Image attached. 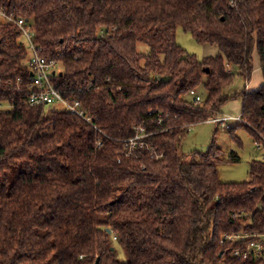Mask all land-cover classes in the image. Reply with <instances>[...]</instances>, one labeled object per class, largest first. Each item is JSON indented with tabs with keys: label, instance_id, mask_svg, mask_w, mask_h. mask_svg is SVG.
Segmentation results:
<instances>
[{
	"label": "trees",
	"instance_id": "obj_1",
	"mask_svg": "<svg viewBox=\"0 0 264 264\" xmlns=\"http://www.w3.org/2000/svg\"><path fill=\"white\" fill-rule=\"evenodd\" d=\"M0 9L24 18L40 55L60 66L54 88L91 118L25 104L26 90L10 85L27 81L29 51L0 22L9 106L0 108V264H264V251L235 257L245 242L222 241L264 232V159L250 162L247 181L224 183L213 140L188 159L180 152L189 129L232 100L243 123L230 136L242 127L264 146V0H0ZM177 28L217 55L187 53ZM255 55L263 84L226 94L236 76L249 82ZM200 85L206 96L188 100ZM158 112L168 115L160 124ZM143 123L148 147L126 157L122 141Z\"/></svg>",
	"mask_w": 264,
	"mask_h": 264
},
{
	"label": "built area",
	"instance_id": "obj_2",
	"mask_svg": "<svg viewBox=\"0 0 264 264\" xmlns=\"http://www.w3.org/2000/svg\"><path fill=\"white\" fill-rule=\"evenodd\" d=\"M0 22L11 23L14 25L20 31L22 44L29 51L28 62L31 71L27 81L24 82L21 78H18L14 84L10 85L12 89H16L17 91L26 90L27 96L25 104L28 106L44 105L49 109H65L91 124V118L86 114V110L81 101L63 97L62 94L52 85L50 79L56 72H58L56 71L58 65L55 61L46 60L40 55V48L34 43L33 32L24 18H14L0 9ZM189 94L193 97L194 103L201 101V97L195 93V90H191ZM151 114H153L152 111L149 112V115ZM154 117L157 124H160L163 119L168 117V115H163L158 112ZM208 122L216 124V127H219L221 130L228 131L233 126L231 123L241 124L243 123V120L240 115L232 116L223 114L219 117L210 119ZM133 130L134 135L122 141L123 148L126 150V157L130 156L136 147H148L144 140L152 135V133L146 132L145 123L135 125ZM160 157L161 155H155L156 159ZM222 241L245 242L244 247L236 248L232 251V255L235 257L244 259L253 257L254 259H258L263 256L264 232L260 234L239 232L224 236Z\"/></svg>",
	"mask_w": 264,
	"mask_h": 264
},
{
	"label": "rangeland",
	"instance_id": "obj_3",
	"mask_svg": "<svg viewBox=\"0 0 264 264\" xmlns=\"http://www.w3.org/2000/svg\"><path fill=\"white\" fill-rule=\"evenodd\" d=\"M175 40L187 53L195 55L201 59L211 55L212 51L216 48L209 44L198 43L188 32L183 31L181 28L176 29ZM136 49L138 52L147 55L149 48L144 44H137ZM258 61L254 59V69L252 76L247 84L246 89L251 91L257 90L263 84L261 73L255 69V64ZM60 70V66L56 67V71ZM232 72L237 71V67H231ZM246 83L236 76L233 83L225 90L226 94H232L235 91L241 90ZM195 93L203 99L206 96V91L202 85L195 89ZM188 100H193L189 94ZM8 105L1 104L2 109H8ZM224 112L240 115L241 101H229L223 108ZM46 110H49L47 107ZM223 113V111H222ZM235 126V123H231ZM232 126V127H233ZM217 132L215 133V129ZM219 147L222 151V158L225 162L221 163L218 167V176L222 182H243L249 179V166L252 160L260 161L264 159V146L257 145L252 136L244 128H238L234 132L232 138L228 131L221 130L216 127V124L211 122H203L191 127L183 139L180 147V152L186 159L190 154L195 151L206 152L211 142ZM234 153L239 158L237 162H228L229 156ZM117 258L121 261L126 260V254L117 243H114Z\"/></svg>",
	"mask_w": 264,
	"mask_h": 264
},
{
	"label": "crops",
	"instance_id": "obj_4",
	"mask_svg": "<svg viewBox=\"0 0 264 264\" xmlns=\"http://www.w3.org/2000/svg\"><path fill=\"white\" fill-rule=\"evenodd\" d=\"M215 47V46H214ZM216 48V47H215ZM212 54L211 55H209V56H215V55H217V53H218V49L216 48V50L214 49L212 52H211ZM208 57V56H207ZM254 59H255V61H258V64L256 63L255 64V67H256V65H257V67L255 68V69H257V70H259L260 71V73H261V68H260V63H259V58H258V56L257 55H255L254 56ZM253 65H254V60H253ZM226 66V70H227V72H230L231 71V66L230 65H228V64H226L225 65ZM252 76V75H251ZM261 77H262V73H261ZM262 81H263V78H262ZM248 84V83H247ZM247 84H246V86H245V88L247 87ZM247 91H251L250 89H246ZM239 91V90H238ZM222 111H223V114L224 115H232V116H237V115H235V114H232V113H226V112H224V110L222 109ZM240 112H241V110H240Z\"/></svg>",
	"mask_w": 264,
	"mask_h": 264
},
{
	"label": "water",
	"instance_id": "obj_5",
	"mask_svg": "<svg viewBox=\"0 0 264 264\" xmlns=\"http://www.w3.org/2000/svg\"><path fill=\"white\" fill-rule=\"evenodd\" d=\"M107 232L110 233V231L108 229H107ZM97 263H98V259L96 260V263L95 264H97Z\"/></svg>",
	"mask_w": 264,
	"mask_h": 264
}]
</instances>
